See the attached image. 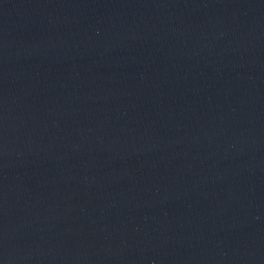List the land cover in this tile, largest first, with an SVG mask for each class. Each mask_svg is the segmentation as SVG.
I'll return each instance as SVG.
<instances>
[{"label": "water", "instance_id": "water-1", "mask_svg": "<svg viewBox=\"0 0 264 264\" xmlns=\"http://www.w3.org/2000/svg\"><path fill=\"white\" fill-rule=\"evenodd\" d=\"M0 264H264V0H0Z\"/></svg>", "mask_w": 264, "mask_h": 264}]
</instances>
